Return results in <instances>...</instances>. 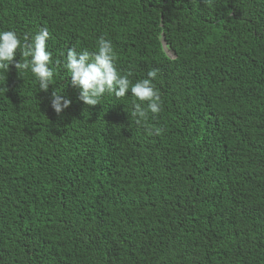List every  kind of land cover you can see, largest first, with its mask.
<instances>
[{"label": "trees", "instance_id": "16d2710c", "mask_svg": "<svg viewBox=\"0 0 264 264\" xmlns=\"http://www.w3.org/2000/svg\"><path fill=\"white\" fill-rule=\"evenodd\" d=\"M41 28L49 91L0 71V264H264V0H0V33ZM101 37L158 70L163 134L130 92L78 99L67 52Z\"/></svg>", "mask_w": 264, "mask_h": 264}, {"label": "clouds", "instance_id": "9594fccd", "mask_svg": "<svg viewBox=\"0 0 264 264\" xmlns=\"http://www.w3.org/2000/svg\"><path fill=\"white\" fill-rule=\"evenodd\" d=\"M211 5V0H204ZM50 34L46 28L39 29L31 38L24 36V43L14 31L0 33V71L8 73L10 66H14L18 73L28 72L36 78L40 91L47 93L55 73L50 69L52 56L46 50ZM19 50L22 60L15 62L16 53ZM173 55L171 52L168 53ZM116 54L110 41L101 37L97 41L94 52L87 50L77 53L73 48L67 52L64 69L68 72L71 86L80 90L78 99L89 108L100 105L101 98L114 95L117 99L125 98L131 93L133 110L130 113L131 120L140 126H144L149 136L163 134V128H154L148 124L149 114L158 115L162 108L161 95L156 90L153 80L159 75L158 70L148 72L147 79L132 82L131 71L120 74L115 68ZM60 66V61H56ZM4 89H0L3 91ZM71 105L70 100L62 99L57 91L52 93L51 107L59 116Z\"/></svg>", "mask_w": 264, "mask_h": 264}]
</instances>
